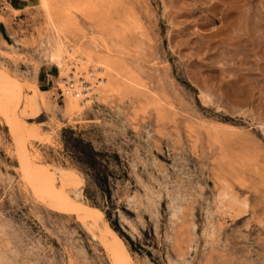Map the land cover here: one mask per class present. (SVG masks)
<instances>
[{
	"label": "rangeland",
	"instance_id": "obj_1",
	"mask_svg": "<svg viewBox=\"0 0 264 264\" xmlns=\"http://www.w3.org/2000/svg\"><path fill=\"white\" fill-rule=\"evenodd\" d=\"M55 3L68 20L47 23L39 0H0V67L28 84L0 74V91L11 115L43 133L24 134L0 111V264H122L100 221L136 264H264V0ZM97 10L104 20L85 15ZM61 24L63 73L45 49ZM72 74L108 83L70 116L62 89ZM81 142L92 165L67 148ZM63 180L80 186L75 196L62 189L65 210ZM221 194L246 200L239 221Z\"/></svg>",
	"mask_w": 264,
	"mask_h": 264
},
{
	"label": "bare ground",
	"instance_id": "obj_2",
	"mask_svg": "<svg viewBox=\"0 0 264 264\" xmlns=\"http://www.w3.org/2000/svg\"><path fill=\"white\" fill-rule=\"evenodd\" d=\"M59 2V1H58ZM57 2V3H58ZM83 2V1H82ZM39 3L41 4V8L43 9V11L45 12V17H46V22L48 23H51L52 21H54V19H55V17L56 16H59V15H61V16H63L66 20H68L67 18H68V14L64 11V9H59V8H57V9H55V10H53L52 8H51V4H53V3H55V0H39ZM59 3H61V2H59ZM146 3H148V2H146ZM56 4V3H55ZM66 4V3H65ZM144 4V3H143ZM59 5V4H58ZM101 5H103V4H101ZM83 6H84V4H83ZM95 6V5H94ZM104 6V5H103ZM106 6H109V5H106ZM147 6V5H146ZM150 5H148V7H149ZM68 7V6H67ZM96 7V6H95ZM64 8H66V7H64ZM69 8V7H68ZM67 8V9H68ZM106 8V7H105ZM113 8V7H112ZM151 8V7H150ZM150 8H149V10H150ZM154 8V7H153ZM87 9H88V7H87ZM94 9V8H93ZM96 9V8H95ZM107 9L109 10V7H107ZM106 9V10H107ZM143 9V8H142ZM14 12H18V9H12ZM69 10H70V8H69ZM116 10V12H117V9H115ZM146 10H148V9H146ZM149 10L147 11V12H149ZM94 11V10H93ZM83 13V12H82ZM106 13H108V14H106V15H109L110 16V11L108 12V11H106ZM119 13V12H118ZM113 14V13H112ZM111 14V15H112ZM115 14V13H114ZM85 15H89L90 17L89 18H96V17H98V18H100V19H102V20H104V13L101 11V10H97V12L95 13V14H90V13H88V14H85ZM149 15V14H148ZM17 16H18V14H17ZM104 16V17H103ZM113 16V15H112ZM117 17V16H116ZM115 17V18H116ZM114 18V17H113ZM114 18V19H115ZM117 20V19H116ZM121 20V19H120ZM117 22H118V20H117ZM116 22V23H117ZM122 22V21H121ZM141 22V21H140ZM119 23V22H118ZM124 23V22H123ZM140 24H142V23H139V25ZM111 25V24H110ZM114 25V24H113ZM116 25V24H115ZM123 25H126V24H123ZM122 25V26H123ZM137 25H138V23H137ZM138 25V26H139ZM112 26V25H111ZM143 26H145V25H143ZM70 26L68 25V26H66V24H61V25H59L58 26V30H53V33H52V35L51 36H48L49 38H51V40H49V46L48 47H46L45 49L47 50V53H46V60L48 61V63L49 64H53L55 67H57V68H59V70H60V72L59 73H63V72H65L64 71V69H63V55H62V52H63V50H62V46H60L59 45V42H58V38H60L62 35H63V32H65L66 30H68V28H69ZM116 27H117V25H116ZM146 27V26H145ZM140 28V27H139ZM144 30H145V28L144 27H142ZM141 28V29H142ZM55 29V28H54ZM146 30H148V29H146ZM145 30V31H146ZM45 32H46V30H44ZM113 32V31H112ZM144 32V31H143ZM146 32H148V31H146ZM146 32L144 33V34H146ZM48 33V32H47ZM125 33H126V31H125ZM135 33H136V31H135ZM139 33V32H138ZM45 34V33H44ZM126 34H128V32L126 33ZM42 35V34H41ZM94 35V34H93ZM116 35V34H115ZM131 35V34H130ZM118 36V35H117ZM116 36V37H117ZM127 36V35H126ZM146 36L148 37V35L146 34ZM133 37V36H132ZM131 37V38H132ZM97 38V37H96ZM126 38V37H125ZM129 38V37H128ZM136 38V37H135ZM54 39H57V41H55ZM99 39V38H98ZM141 39V38H140ZM147 40H148V38H146ZM83 40V39H82ZM139 40V39H138ZM137 40V41H138ZM131 41V40H130ZM135 42V41H134ZM141 42V41H140ZM145 42V41H144ZM150 42V41H149ZM116 43H118L119 44V42H116ZM116 43H115V45H116ZM127 43V42H126ZM117 44V45H118ZM135 44H136V42H135ZM138 44H139V41H138ZM121 45V44H120ZM126 45H128V43L126 44ZM125 45V46H126ZM141 45V44H140ZM142 45H144V44H142ZM148 45V44H147ZM110 46L111 45H109V48H110ZM113 46V45H112ZM133 46V45H132ZM136 46V45H135ZM114 47V46H113ZM113 47H112V49H113ZM145 47V46H144ZM149 47V46H148ZM121 48H124V47H122L121 46ZM75 49V48H74ZM142 49H144V48H141V51H142ZM119 50V49H118ZM135 50H137V49H135ZM134 50V51H135ZM145 50V49H144ZM1 51V50H0ZM4 52V51H3ZM15 52H17V50L15 51ZM77 52H79V51H77ZM119 52V51H118ZM145 52V51H144ZM1 53V52H0ZM4 53H6V52H4ZM21 54H23V53H21ZM77 54V53H76ZM111 54H113V52L111 53ZM115 54V53H114ZM137 54V53H136ZM19 54H17L16 56H18ZM127 55V54H126ZM0 56H1V54H0ZM71 56V55H70ZM92 56V55H91ZM106 56H108V55H106ZM121 56V55H120ZM144 56V55H143ZM149 56V55H148ZM148 56H147V59H148ZM8 57V56H7ZM12 57V56H11ZM109 57V56H108ZM124 57V56H123ZM128 57H129V55H128ZM132 57V56H131ZM14 58V57H13ZM72 58V57H71ZM105 58V57H104ZM150 58V57H149ZM7 59V58H6ZM5 59V60H6ZM14 59H16V58H14ZM79 59V58H78ZM122 59V58H121ZM10 60H12V59H10ZM21 60H23V59H21ZM30 60H32V59H30ZM66 60V59H65ZM124 60V59H123ZM138 60V59H137ZM146 60V59H145ZM153 60V59H152ZM1 61V60H0ZM8 61V60H7ZM16 61V60H15ZM24 61H25V59H24ZM33 61V60H32ZM14 62V61H13ZM66 62V61H65ZM107 62V61H106ZM154 62V61H153ZM16 63V62H15ZM14 63V64H15ZM19 63V62H18ZM150 63V65H151V61L149 62ZM66 64V63H65ZM64 64V65H65ZM136 63L134 62V65H135ZM146 64V63H145ZM4 65V64H3ZM99 65V68H100V70H103V68H105L106 67V65L105 64H102V63H100V64H98ZM126 64H124V66H125ZM146 65H148V63L146 64ZM1 66V65H0ZM39 66V65H38ZM68 67L70 66V65H67ZM66 66V67H67ZM128 66V65H127ZM149 66V65H148ZM74 67H75V64L73 65V67L71 66L70 68H73L74 69ZM76 67H77V65H76ZM136 67V66H135ZM134 67V68H135ZM65 68V67H64ZM107 68V67H106ZM125 68H127V67H125ZM120 69H122V68H120ZM139 69V68H138ZM89 70V69H88ZM129 70V69H128ZM140 70V69H139ZM148 70V69H147ZM69 71H71V69H69ZM73 71V70H72ZM93 71H94V69H93ZM92 71V72H93ZM114 71V70H113ZM113 71H111V72H113ZM122 71V70H121ZM125 71V70H124ZM11 72V71H10ZM7 69H5V68H3V67H0V74L1 75H4L7 79H10L11 80V83H15L17 86H24V85H28L27 83H25V82H23V81H21V80H19V79H17L14 75H12L11 73H10ZM74 72V74L75 75H78V74H80V73H78V72H76L75 70L73 71ZM92 72H90L89 71V74L88 75H90ZM98 72V71H97ZM99 72H101V71H99ZM119 72V71H118ZM123 72V71H122ZM126 72V71H125ZM124 72V73H125ZM94 73V72H93ZM114 73V72H113ZM117 73V72H116ZM129 73H131L132 74V71L131 72H129ZM35 74H37V73H35ZM74 74H72L71 75V77L68 79V81L66 82H64V86H65V88L64 89H62V88H60V89H62V91H63V96H65L66 97V99H67V109H66V113L68 114V115H73V114H75V113H81L82 112V109L85 107V105H88L90 102H91V100H92V97H93V95L95 94V93H93L92 94V96L89 98V95L92 93V91H94L93 90V88H94V85H96V84H101V83H103V85L104 84H107L108 83V81H106V79H97V81L96 82H93V81H95V77L94 76H91L90 77V79L88 80V81H85L83 78H81V77H79V76H77V79H75L74 78ZM86 74V73H85ZM34 75V74H33ZM101 75H102V73H101ZM119 74H117V76H118ZM128 75V74H127ZM135 75V74H134ZM155 75V74H154ZM70 76V75H69ZM116 76V78L115 79H117L118 77ZM149 76V75H148ZM59 77V76H58ZM60 77H62V75L60 76ZM59 77V78H60ZM64 77V76H63ZM97 77H99V75H97ZM150 77H151V74H150ZM156 77V76H155ZM121 78V77H120ZM114 79V78H113ZM122 79V78H121ZM133 79V78H132ZM143 79V78H142ZM144 79H146V78H144ZM148 80H149V77H148ZM158 80V79H157ZM156 80V81H157ZM159 81V80H158ZM157 81V82H158ZM61 82V81H60ZM127 82L130 84V82H131V84H133V82L131 81V80H127ZM137 82V81H136ZM157 82H155L156 83V85H157ZM63 84V83H62ZM62 84H59V85H61V87H62ZM158 84H159V82H158ZM135 85H137V84H135ZM160 85V84H159ZM22 86V87H23ZM97 86V85H96ZM143 86V85H142ZM158 86V85H157ZM162 86V85H161ZM1 87H4V88H6L4 85H2L1 84ZM37 87V86H36ZM36 87L35 86H33V88L36 90ZM102 87H104V86H100V87H98L97 89H96V91L98 90V89H100V88H102ZM132 87V86H131ZM143 87H146V86H143ZM142 87V88H143ZM151 87V86H150ZM150 87H148L149 89H150ZM156 87V86H155ZM154 87V88H155ZM165 87H166V85H165ZM59 88V87H58ZM133 88V87H132ZM136 88H137V86H136ZM158 88H159V86H158ZM162 88H163V86H162ZM7 89V88H6ZM155 89H157V88H155ZM165 89V88H164ZM166 90V89H165ZM95 91V92H96ZM168 91V90H167ZM166 91V92H167ZM60 92H61V90H60ZM105 95V94H104ZM170 95V94H169ZM204 96H205V93L203 94ZM202 95V96H203ZM2 96H4V94L2 93V91H0V111L1 112H5V113H9L10 111H12V109L13 108H11V106L9 105V102L8 101H6ZM101 96V95H100ZM179 96V95H178ZM204 96H203V100H204ZM169 97V96H168ZM181 97V96H180ZM179 97V98H180ZM205 97H208V95L206 94V96ZM230 97V96H229ZM88 98V99H87ZM145 98V97H144ZM147 98V97H146ZM150 98V97H149ZM199 98V97H198ZM80 100V101H79ZM81 101L83 102V103H81ZM134 101V100H133ZM141 102V101H140ZM176 102V101H175ZM142 105V104H141ZM6 107H7V109H6ZM137 107V106H136ZM171 107V106H170ZM177 107H179V106H177ZM172 109H173V107H171ZM175 109V108H174ZM177 109V108H176ZM187 111V110H186ZM189 111H191V110H189ZM173 112V111H172ZM175 112V111H174ZM179 112V111H178ZM180 112H181V110H180ZM183 112V111H182ZM187 113V112H186ZM185 114V113H184ZM183 114V115H184ZM200 115V114H199ZM189 116H190V114H189ZM83 117V116H82ZM187 117V116H186ZM204 117H205V115H204ZM73 118V117H72ZM79 119V118H78ZM188 119V118H187ZM51 120V119H50ZM49 120V121H50ZM198 120V119H197ZM203 120V119H202ZM8 121L11 123V125L12 126H14V127H16V128H18V129H21L22 131H23V133L24 134H27L28 136H32V137H35L38 141H40L41 139H40V137L41 136H43V133L41 132V129H40V122L39 123H36V122H33V123H31V124H27L24 120H22L21 118H18L17 116H15V115H11V113H9L8 114ZM205 121V120H204ZM45 122V121H44ZM212 122V121H211ZM210 122V123H211ZM216 122V121H215ZM42 123V122H41ZM49 123V122H48ZM205 123H207V121L205 122ZM208 123H209V121H208ZM207 123V124H208ZM52 124V123H51ZM212 124H213V122H212ZM212 124H210V125H212ZM199 125V124H198ZM203 125V124H202ZM215 125V124H214ZM219 126V125H218ZM217 125H216V128H220V127H218ZM221 126V125H220ZM223 126V125H222ZM221 126V127H222ZM203 127V126H202ZM213 127V126H212ZM215 127V126H214ZM226 127H228L227 125H226ZM200 128V127H199ZM222 128H224V127H222ZM260 128L261 129H263L264 130V124H260ZM225 129V128H224ZM210 130H212V129H210ZM214 130H215V128H214ZM227 130V129H226ZM230 130V129H229ZM228 130V131H229ZM198 131H201V130H198ZM212 132H213V130H212ZM215 132H216V134H217V131L215 130ZM225 132V131H224ZM214 133V132H213ZM215 134V133H214ZM233 135H235V134H233ZM215 136H217V135H215ZM226 136V135H225ZM227 136H230V137H228V140H230V138H233L232 137V134L231 135H227ZM45 137V136H44ZM213 137V136H212ZM218 137V136H217ZM223 137V136H222ZM239 137V136H238ZM224 138V137H223ZM227 138V137H226ZM235 141L234 142H236V138H237V136L235 135ZM234 138L232 139V140H234ZM45 139H46V137H45ZM44 139V140H45ZM218 140H219V138H217ZM220 139H221V137H220ZM222 140V139H221ZM224 141L225 140H227V139H223ZM222 140V141H223ZM46 141V140H45ZM42 142H44V141H42ZM41 142V143H42ZM230 142H231V140H230ZM233 142V143H234ZM171 143V142H170ZM179 143H181V142H179ZM232 143V144H233ZM238 143V142H237ZM231 144V143H230ZM234 145H235V143H234ZM183 145H181V148H183L182 147ZM228 146H230L229 144H228ZM234 147V146H233ZM247 147V146H246ZM184 149V148H183ZM181 152H183V150L181 151ZM185 153V152H184ZM182 154V153H181ZM182 156V155H181ZM184 156V155H183ZM181 158V157H180ZM183 158V157H182ZM1 175V174H0ZM5 176V175H4ZM2 181V180H1ZM72 182V181H71ZM75 182V181H74ZM73 183V182H72ZM79 184H77V183H74L73 185H70L69 184V182L67 181V180H63V181H61V184H60V189L59 190H56V195H57V199L60 201V203L59 204H61V207H63L64 208V206H62V203H64L65 204V206L66 207H69L70 205L66 202V200H65V195H64V193L63 192H61L62 191V189H65V188H68L69 189V191L72 193L73 192V195L75 194V193H77L76 191H79ZM230 188V187H229ZM231 188H232V186H231ZM235 190V189H234ZM223 191H225V190H223ZM227 191V190H226ZM231 192V191H230ZM53 193H54V191H53ZM221 192H219V194H220ZM224 193V192H223ZM235 193H236V191H235ZM56 195H55V197H56ZM184 195V194H183ZM230 194H228V195H223V194H221V196H225L224 198H226V196H228L229 197V202H230V204H232V205H236V207H233V210H234V212L231 214V216H233V217H235L236 219L235 220H238L239 221V217L241 216V214L243 213V211H242V208H246V200H240L239 199V197L238 196H236L235 194L233 195L232 194V196H229ZM75 196V195H74ZM220 196V195H219ZM218 196V197H219ZM221 196L218 198V197H216V198H218V200L221 198ZM185 197V196H184ZM227 197V198H228ZM223 199V198H222ZM217 200V201H218ZM182 201V200H181ZM66 203H67V205H66ZM78 203V202H77ZM220 203V202H219ZM76 204V203H75ZM78 205V204H77ZM218 205V204H217ZM80 206V205H79ZM79 206H77V208H80ZM220 206V205H219ZM76 208V209H77ZM216 209H218V208H216ZM64 210H65V208H64ZM78 210V209H77ZM81 210H82V208H81ZM220 210V209H219ZM213 211V210H212ZM254 211V210H253ZM84 212V211H83ZM216 211L214 210V213H215ZM217 212H219V211H217ZM76 213H77V217H78V219L80 220V221H82V222H84L85 223V225H86V227L88 228V230H90V232L91 233H93V231H95V227H94V225H92V223L91 222H89L88 221V219L84 216V215H82L79 211H76ZM207 213H209V212H207ZM207 213H206V215H207ZM86 214V213H85ZM255 215V214H254ZM87 216H88V214H87ZM209 217V216H208ZM224 217V216H223ZM255 217V216H254ZM189 218H191V217H189ZM192 219V218H191ZM211 219V218H210ZM217 219V218H216ZM254 219V218H253ZM185 220V219H184ZM193 220V219H192ZM207 220V219H206ZM208 220H209V218H208ZM191 221V220H190ZM210 221V220H209ZM211 222V221H210ZM208 224V223H207ZM100 231H101V234H102V236L105 238V240L103 241V243L108 247V249H109V251H110V254H112V256H114V257H116L115 259L117 260V261H119V263L121 262L122 264H136L135 263V261H137V259L134 261V259H133V257L132 258H130L129 257V255H126V252H125V249L121 246V245H119V244H117L116 246L115 245H113L112 243H111V241H110V239H109V236H108V234L105 232V230H104V227H103V223L100 221ZM189 228V227H188ZM205 229V228H204ZM193 230V229H192ZM212 230V229H211ZM219 230V229H218ZM204 231V230H203ZM224 231V230H223ZM188 232V231H187ZM217 232V231H216ZM221 232V231H220ZM202 233H206V232H202ZM218 233H219V231H218ZM187 234V233H186ZM222 234V233H221ZM224 234V233H223ZM190 235H191V231H190ZM216 235V234H215ZM183 236V235H182ZM193 236V235H192ZM191 236V237H192ZM212 236V235H211ZM218 236V235H217ZM190 236H189V238H191ZM194 237H196V236H194ZM215 237V236H214ZM213 237V238H214ZM223 237V236H222ZM221 237V238H222ZM181 238V237H180ZM187 238V237H186ZM181 239H183V237L181 238ZM188 239V238H187ZM225 242H228V241H226V240H224ZM223 241V242H224ZM220 242V241H219ZM222 243V242H221ZM218 244V243H217ZM227 244V243H226ZM225 244V245H226ZM233 244V243H232ZM233 245H235V244H233ZM232 245V247H235V246H233ZM229 246V245H228ZM227 246V247H228ZM217 247H218V245H217ZM231 247V248H232ZM219 248V247H218ZM236 248V247H235ZM234 248V249H235ZM220 249V248H219ZM221 249H222V247H221ZM197 250H199V249H197ZM196 250V251H197ZM232 250H233V248H232ZM194 251V250H193ZM204 252V251H203ZM198 253H199V251H198ZM196 254V253H195ZM204 254V253H203ZM197 255V254H196ZM135 258V257H134ZM182 258V257H181ZM193 259V258H192ZM167 260H169V259H167ZM191 260V259H190ZM116 261V262H117Z\"/></svg>",
	"mask_w": 264,
	"mask_h": 264
},
{
	"label": "trees",
	"instance_id": "obj_3",
	"mask_svg": "<svg viewBox=\"0 0 264 264\" xmlns=\"http://www.w3.org/2000/svg\"><path fill=\"white\" fill-rule=\"evenodd\" d=\"M77 145L80 146L79 149H72V145H68L67 148L71 151H74L76 154L75 156L82 162V163H87L88 165H92L94 163L93 156L94 154L92 153L91 149L88 147L87 144L81 142V143H76Z\"/></svg>",
	"mask_w": 264,
	"mask_h": 264
},
{
	"label": "crops",
	"instance_id": "obj_4",
	"mask_svg": "<svg viewBox=\"0 0 264 264\" xmlns=\"http://www.w3.org/2000/svg\"><path fill=\"white\" fill-rule=\"evenodd\" d=\"M8 4H9V3H8ZM9 5H10V4H9ZM4 86H5L7 89H11L10 86H8V85H5V84H4Z\"/></svg>",
	"mask_w": 264,
	"mask_h": 264
}]
</instances>
